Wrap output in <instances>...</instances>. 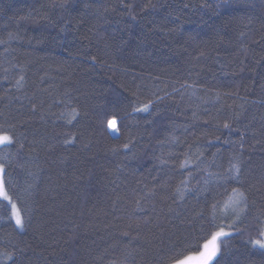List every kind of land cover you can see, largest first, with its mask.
Segmentation results:
<instances>
[{"label": "trees", "instance_id": "16d2710c", "mask_svg": "<svg viewBox=\"0 0 264 264\" xmlns=\"http://www.w3.org/2000/svg\"><path fill=\"white\" fill-rule=\"evenodd\" d=\"M0 135V264H264V0H0Z\"/></svg>", "mask_w": 264, "mask_h": 264}, {"label": "snow or ice", "instance_id": "6c2138e0", "mask_svg": "<svg viewBox=\"0 0 264 264\" xmlns=\"http://www.w3.org/2000/svg\"><path fill=\"white\" fill-rule=\"evenodd\" d=\"M10 142H11L10 136L8 135L0 136V144L10 143ZM237 171H239L238 168H237ZM2 173H3V168L0 167V196H4L6 199L10 200V197L7 196V192L5 190V182L3 180ZM240 195L242 196V193ZM12 208H13V214L16 219V223L19 225H22L23 218H22L21 212L19 211V209H17L16 205H12ZM222 235H224L223 232H217L211 237L209 241L203 244L204 250L200 252L199 254L200 264H210L213 258L217 255L218 247H217L216 241H217V238ZM254 243L264 247V242L260 240L254 241ZM189 259H191V257H189ZM179 264H185V261L181 260Z\"/></svg>", "mask_w": 264, "mask_h": 264}, {"label": "rangeland", "instance_id": "374dc122", "mask_svg": "<svg viewBox=\"0 0 264 264\" xmlns=\"http://www.w3.org/2000/svg\"><path fill=\"white\" fill-rule=\"evenodd\" d=\"M111 129H112V131L113 132H116V127H115V125H114V123H112V127H111ZM0 136H3V135H0ZM0 145H2V144H0ZM7 196H8V194H7ZM0 197H2L3 199H5L6 201H8L9 203H11V206L12 205H14L12 202H11V200H9V199H6L4 196H0ZM9 197V196H8ZM17 207V206H16ZM18 209V208H17ZM12 215H13V218H14V221H15V223H16V219H15V216H14V214H13V208H12ZM17 224V223H16ZM19 227H21V225H19V224H17ZM218 232H223L224 234L227 232L226 230L224 231V230H219ZM217 233V232H216ZM223 236V235H222ZM222 236H220V237H218L217 238V241H216V244H217V247H218V251H219V240H220V238L222 237ZM211 239V238H210ZM209 239V240H210ZM208 240V241H209ZM260 241H262V242H264V239L263 240H260ZM206 243V242H205ZM204 249H203V247H202V250L200 251V252H202ZM218 251H217V253H218ZM200 252L199 253H197V254H194V255H190V256H188V257H186V258H184L183 259V261H185V264H200V261H199V254H200ZM189 257H191V259H189ZM194 257H197V258H194ZM215 258V257H214ZM213 258V259H214ZM213 261V260H212ZM211 261V262H212ZM180 262V261H179ZM179 262L178 263H176V264H179ZM211 262H210V264H211Z\"/></svg>", "mask_w": 264, "mask_h": 264}]
</instances>
